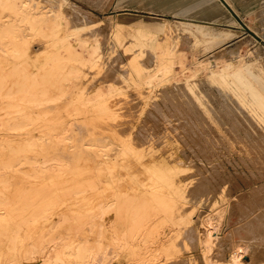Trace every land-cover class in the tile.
<instances>
[{"label":"bare ground","instance_id":"6f19581e","mask_svg":"<svg viewBox=\"0 0 264 264\" xmlns=\"http://www.w3.org/2000/svg\"><path fill=\"white\" fill-rule=\"evenodd\" d=\"M219 1L234 12L230 0ZM62 4L0 0V133L11 137L0 140V264H108L120 253L131 264H159L178 242L188 249L185 229L199 243L205 264H264L233 230L228 257L216 256L221 213L204 220L198 239L192 234L190 182L180 177L184 168L178 161L183 137L175 128L139 140L123 127L126 91L167 81L175 66L198 64L176 62L175 47L184 33L197 49L200 42L191 33H204L205 25L177 28L168 21L159 31L158 23L154 29L136 25V38L152 36L155 69H146L142 55L134 54L111 74L97 39L82 38L81 27L64 25ZM159 35L171 45L163 46ZM256 59L226 60L223 70L208 76L216 86L213 77H219V97L196 88V103H188L201 107L224 139L240 135L243 118L255 123L249 126L252 134L264 142V70ZM195 75L191 71L181 83ZM180 85L178 96L184 97ZM189 90L193 96L191 84ZM161 121L170 125L180 119ZM159 218L183 227L181 233L165 234Z\"/></svg>","mask_w":264,"mask_h":264},{"label":"rangeland","instance_id":"374dc122","mask_svg":"<svg viewBox=\"0 0 264 264\" xmlns=\"http://www.w3.org/2000/svg\"><path fill=\"white\" fill-rule=\"evenodd\" d=\"M60 1L63 3L64 25L67 28L79 26L82 28L80 37L97 39L111 74H115L114 67L116 71L126 67L134 54L142 55L139 61L146 69H155L153 55L158 50L152 49V36L148 39L136 38L134 27L138 23L152 29L158 23V31L168 21L177 28L189 23L187 26L193 29L196 26L190 24L192 22L205 25L202 26L204 33H191L195 35L194 40L200 42L197 49L190 45L192 38L184 33L175 47L180 56L176 62L187 59L189 62L198 61V64L182 68L175 66L176 72L167 76V81H154L153 86L141 85L140 91H126L128 103L121 108V112L128 117H124L123 127L129 129L130 137L139 135V140L151 134L163 137L167 134V126L169 129L175 128L173 131L183 137L180 138L178 161L184 168L180 177L185 179L184 182H190L188 193L191 196L187 208L194 209L190 217L194 237H200L207 217L221 213V223L216 232L219 237L216 256L223 259L228 257L230 233L233 230L237 238L250 242L252 253L264 258V142L252 134L249 126L255 123L248 125L242 118L238 124L240 135L231 136L230 140L224 139L201 107L188 104L196 103V88L201 92L206 91L210 97L211 94L219 97V77H213L216 86L208 76L214 71L223 70L228 63L226 60L246 63L256 57L264 70V0H230L234 12L228 11L219 0ZM164 37H158L165 40L163 46L171 45ZM33 48L38 50V45L34 43ZM191 71H195L196 75L187 83H181ZM231 77L227 76V81ZM81 83V86L86 84L83 80ZM190 84L195 90L193 96L189 90ZM178 85L186 91L185 98L178 96ZM222 111L220 109V113ZM227 113L233 114L231 111ZM163 116H169V122L177 118L180 121L163 125ZM182 117L190 119L192 124L184 123ZM233 130L236 131V128ZM3 138L11 137L0 133V140ZM157 222L165 234L174 230L181 233L183 229L176 228L166 218ZM182 234L187 236L188 249H185L184 242H178L176 248L159 257V264H186L184 260L187 258L192 264H205L199 243L189 236L186 229ZM93 239L92 236L90 239L87 236L84 238L91 242ZM257 245L262 247L258 248ZM245 259L249 260L248 254ZM108 264H131V260L125 253H120L111 258Z\"/></svg>","mask_w":264,"mask_h":264},{"label":"crops","instance_id":"0c3cea01","mask_svg":"<svg viewBox=\"0 0 264 264\" xmlns=\"http://www.w3.org/2000/svg\"><path fill=\"white\" fill-rule=\"evenodd\" d=\"M167 1V0H166ZM221 3V2H220ZM211 18H213V17H211ZM138 24H141V23H138ZM136 25V24H135Z\"/></svg>","mask_w":264,"mask_h":264}]
</instances>
